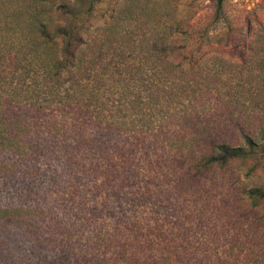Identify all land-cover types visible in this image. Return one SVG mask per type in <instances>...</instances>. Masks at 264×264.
Segmentation results:
<instances>
[{"label": "rangeland", "instance_id": "1", "mask_svg": "<svg viewBox=\"0 0 264 264\" xmlns=\"http://www.w3.org/2000/svg\"><path fill=\"white\" fill-rule=\"evenodd\" d=\"M89 1L0 0V54L16 56L20 61L27 54L25 46L31 38L29 30L21 32L26 24L36 19L52 30L65 22L58 7L76 4L85 9ZM211 11L212 0L96 2L83 32L84 45L78 53L77 65L63 74L61 80L70 86L78 67L89 65L95 70L92 74L103 78L107 87L114 85L110 91L115 94H106L105 99L118 100L117 86L132 82L135 86H147L149 75L154 71L160 74V79L167 71H185L180 64H186L183 58L190 54L183 50L164 61L155 57L158 60L155 65L139 63V60L151 56L153 52L147 49L156 43L166 44L172 40L181 44L185 37L181 31L187 26L203 29ZM225 12L227 23L249 26L244 39L247 48L252 49L245 54L246 63L228 55L217 30L210 34V47L192 53L191 65L197 66L194 71L197 68L224 69L218 83L221 97L228 98L234 110H239L236 115L246 118L254 116L260 105L261 112L264 111V0H229L225 3ZM255 40L261 42V47L252 46ZM58 52L57 48L55 58L59 57ZM0 70L4 75L5 71ZM31 83L28 76L22 75L0 85L14 89L16 95L27 100L25 91ZM21 114L33 119L30 142L38 154L54 153L43 148V143L47 142V146L56 151L53 155L62 156L59 152L70 148L69 136L73 138L77 131L92 130L102 137L104 145L107 142L104 153L109 156L104 162L114 168L129 167L143 174L141 167L147 166L148 161L158 169L173 158L171 152L153 139L138 138L103 125L100 130L95 122H88L76 131L70 129L65 134L63 131L68 132L69 123L62 120L54 131L64 136L53 132L44 135L43 126L49 122L46 115L42 117L23 110ZM227 133L237 143L238 132L230 129ZM257 133L256 137L264 142V128ZM63 159V166L52 167L47 156L35 160L37 165L7 158L6 154L0 156L3 164L13 166L3 165L0 169V208L23 210L16 219L11 215L0 218V264H34L30 258L43 254L48 259L60 257L58 260L63 264H109L119 255L117 264H125L119 246L124 241L132 245L137 240L152 251L146 263L151 256L160 259L158 251L168 249L169 252L183 251L181 262L194 264L202 260L191 258L189 251L211 248L213 258L209 260L214 264H264V201L255 207L246 195L249 189L264 190V169L253 168L251 161L235 160L224 168L195 175L182 158L174 157L168 163L169 169L174 170L173 175L164 179L163 185L150 187L141 178L136 183H118L114 188L95 184L88 176L66 165ZM129 169H126L128 175ZM181 174H184L183 179H179ZM39 208H43L45 214H39ZM96 234L111 235L115 242H111L109 250L94 251L92 242Z\"/></svg>", "mask_w": 264, "mask_h": 264}, {"label": "trees", "instance_id": "2", "mask_svg": "<svg viewBox=\"0 0 264 264\" xmlns=\"http://www.w3.org/2000/svg\"><path fill=\"white\" fill-rule=\"evenodd\" d=\"M100 1L90 0L85 9L76 4L58 7L65 22L52 30L43 22L32 19L31 23L26 24L21 30L30 31L31 38L25 46L27 54L22 56L20 61L16 56L3 57V53L0 54V68L5 71L3 75L0 70L1 82L12 81L22 75L28 76L32 82L25 91L27 100L16 95L14 89L6 86L3 88V85H0V156L6 154L7 158L14 157L36 165L38 163L35 160L47 156V162L52 167L63 166L65 158L66 165L88 176L95 184L103 183L114 188L118 183L127 181L136 183L141 178H144L145 184L150 187L155 184L163 185L164 179L167 180L173 175L174 170L169 169L171 165L168 163L172 162L174 157L182 158L195 175L214 168H224L235 160H248L252 162L253 168L264 169V142L256 137L257 131L264 128V111L261 112V105L254 116L245 118L243 115H236L239 110H234L228 98L221 97V88L218 86L221 74L225 73V70L197 68L194 71L193 68L197 66L191 65L192 53L210 47L208 40L210 34L217 30H220L219 39L228 55L246 63L245 54L252 49L247 48L244 39L249 26L238 22L227 23L225 3L229 0H212L208 24L203 29L187 26L181 31L185 36L181 44L177 45L172 40L166 44L156 43L147 49L156 54L139 60V63L155 65L158 61L155 57L158 56L160 61H164L177 51L183 50L190 54L183 58L187 63L180 64L181 67H185V71L164 72L165 74L161 76L163 79L154 71L149 75L147 86L137 84L135 86L134 82L115 86L118 88V100L105 99L106 94H115L113 90L110 91L114 85L112 88L111 85L107 87L103 78L92 74L95 70L89 65L78 67L70 86L61 80L63 74L77 65L78 53L84 45L83 32L86 23L92 14L94 4ZM253 45H256L255 48L261 47V42L255 40L252 42ZM57 48L59 57L55 58ZM258 50L261 51V48ZM158 52H161L162 56ZM258 82L261 93V81ZM22 110L48 117L49 122L43 126L44 135L53 132L54 135L64 136L54 131L56 127H60L62 120L69 123L68 132L63 131L65 134H68L70 129L76 131L88 122H95L100 130L103 126L112 127L124 134H134L138 138L144 136L143 138L147 140L153 139V142H159L171 152L173 158L165 162L163 164L165 166L160 165L158 169L155 168L156 165L151 166V161H148L147 166L141 167L143 170L139 168L143 174L128 167L126 168L130 171L128 175L126 169L120 170L106 165L104 161H108L109 156L104 153L107 142L105 141L104 145L102 137L92 130L82 133L77 131L73 138L69 136L70 148L59 150V153H63L62 156L58 153L53 155L56 151L48 147L47 142L43 143V148L54 153L47 154L43 151L38 154L30 142L33 138L31 128L33 119L21 114ZM230 129L238 132L237 143H234L235 140L227 133ZM54 135L51 137L55 138ZM256 139H259V142ZM50 157L55 159L50 160ZM59 157L62 159L57 160ZM6 163L3 164V160H0V169L3 165H11ZM183 175L181 174L179 179H183ZM181 193L184 194L183 190ZM246 195L255 207L264 201V190L260 188L249 189ZM22 211L21 208L11 210L0 208V218L11 215L16 219ZM39 211V214H45L43 208H39ZM94 239L92 246L97 252L109 250L111 242H115L111 235L96 234ZM119 248V254L126 260L125 264H145L150 253L152 255L148 245L140 244L138 240L132 245L124 241ZM201 249L188 252L191 258H201L202 261L194 264H214L209 260L213 258L211 248ZM158 252L161 258L155 260L151 256L146 264H175L176 261L183 264L181 262L183 251L169 252L168 249H161ZM30 256L29 254L28 257ZM30 259L34 264H55L60 257L48 259L43 254ZM119 260L118 255L109 264H117ZM56 263L63 264L60 260Z\"/></svg>", "mask_w": 264, "mask_h": 264}]
</instances>
